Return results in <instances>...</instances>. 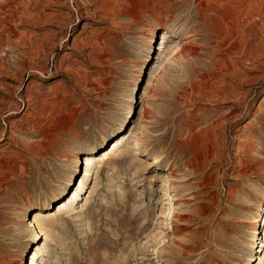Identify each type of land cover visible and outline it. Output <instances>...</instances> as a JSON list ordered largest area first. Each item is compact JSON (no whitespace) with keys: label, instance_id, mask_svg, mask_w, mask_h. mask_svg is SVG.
I'll use <instances>...</instances> for the list:
<instances>
[{"label":"rangeland","instance_id":"1","mask_svg":"<svg viewBox=\"0 0 264 264\" xmlns=\"http://www.w3.org/2000/svg\"><path fill=\"white\" fill-rule=\"evenodd\" d=\"M0 9V264H264V0Z\"/></svg>","mask_w":264,"mask_h":264},{"label":"bare ground","instance_id":"2","mask_svg":"<svg viewBox=\"0 0 264 264\" xmlns=\"http://www.w3.org/2000/svg\"><path fill=\"white\" fill-rule=\"evenodd\" d=\"M11 0H5V4H7L8 5V3L10 2ZM10 9V8H9ZM1 10V9H0ZM20 10V9H19ZM16 11V10H15ZM14 12V11H13ZM11 13V12H10ZM41 13V12H40ZM12 14V13H11ZM10 14V15H11ZM16 14V13H15ZM36 15V14H35ZM13 17V16H12ZM5 19V18H4ZM7 19V18H6ZM29 19V18H28ZM19 20V19H18ZM27 20V19H26ZM5 21V20H4ZM17 21V20H16ZM28 21V20H27ZM18 22V21H17ZM20 22V21H19ZM33 22V21H32ZM39 22V21H38ZM41 22V21H40ZM39 22V23H40ZM21 23V22H20ZM34 23V22H33ZM41 24V23H40ZM234 31V30H233ZM210 33H212L213 35V38H214V36H215V38L217 39H219L220 38V42H221V38H222V36L224 37V35H222V31H218V30H210L209 31V34ZM208 34V33H207ZM209 34H208V36H209ZM232 35V34H231ZM207 36V35H206ZM210 37V36H209ZM206 38V37H205ZM232 38V37H231ZM207 39H209L208 37H207ZM206 39V40H207ZM222 40H224V38L222 39ZM218 42H219V40H218ZM236 42V41H235ZM233 45V44H232ZM231 45V46H232ZM219 46V45H218ZM217 46V47H218ZM222 46V44L219 46V48ZM216 47V48H217ZM234 47H236V44H234ZM205 49H206V47H205ZM229 49V48H228ZM180 53L179 52H176V53H179L181 56H183L184 54H185V52H188L189 54H193V55H197L196 53V50H194V49H190V48H188L187 46H186V44L183 46V47H181L180 49ZM213 50V49H212ZM237 51V50H236ZM209 52H210V50H209ZM209 52H204V54L203 55H206V57H208L209 58V62L210 63H212V62H217V60L216 59H214V57H213V55L211 54V52L209 53ZM213 52H215V50L213 51ZM212 52V53H213ZM234 52V51H233ZM206 53H208V54H206ZM214 54V53H213ZM216 54V53H215ZM214 54V55H215ZM177 55V54H176ZM176 55H174V56H176ZM172 56V55H171ZM179 55H177V57H178ZM173 57V56H172ZM171 57V58H172ZM207 58V59H208ZM256 59V58H255ZM168 60H169V58H165L164 60H161L160 62H159V64L157 65V66H155L154 67V69H156V70H154L152 73H154L153 74V77L155 78L157 75H159L162 71H164V69L166 68V65L168 64L167 62H168ZM219 61V60H218ZM171 62H172V60H171ZM170 64V63H169ZM212 64H214V63H212ZM219 65V64H218ZM221 65V64H220ZM232 65V64H231ZM230 64H227V62L224 64V66H226V69H231V66ZM252 65V64H251ZM233 66V65H232ZM234 67V66H233ZM256 67V66H255ZM215 68V67H214ZM236 68V67H235ZM216 69V68H215ZM233 69V68H232ZM231 69V70H232ZM253 69H256V68H253ZM234 70V69H233ZM251 70V69H250ZM235 71H232V76L233 77H235L236 79L237 78H239V74L237 73V72H235ZM231 74V73H230ZM232 76H230V77H232ZM152 77V78H153ZM159 77V76H158ZM160 78V77H159ZM236 79H235V81H236ZM215 80V79H214ZM233 80H234V78H233ZM232 80V81H233ZM237 80H239V79H237ZM153 81V80H152ZM234 82V81H233ZM232 82V83H233ZM232 85V84H231ZM231 85H229V86H231ZM233 86V85H232ZM227 93V92H226ZM212 95V94H211ZM224 95V94H223ZM234 96V95H233ZM216 97V96H215ZM232 96L229 94V95H227V94H225L224 95V98L227 100L228 98H231ZM223 100V99H222ZM215 102V101H214ZM129 146V145H128ZM127 145L125 146L124 144H121V145H115V147L112 149V150H110V159L111 160H113V161H117V160H120V159H122V157L124 156V153L128 150V147ZM131 150V149H130ZM113 166H114V164H113ZM96 173V172H95ZM97 175V174H96ZM93 185V184H92ZM94 188L96 189V187H95V184L91 187V189L87 192V195L86 196H84V198H83V202H82V205H81V207L82 208H85L89 203H90V198H91V195H92V193H93V191H94ZM46 212H41V213H39L38 215H40L39 217H38V219H37V222L35 223L37 226H39L40 224L42 225L43 223H42V220H43V222H44V219H42V216H43V214H45ZM37 215V216H38ZM44 218V217H43ZM40 227V226H39ZM149 235L150 234H147V240H145L142 244H144L143 245V247H141L140 249H138V248H133V249H131L130 251H129V255H128V257L130 256V260L132 261V264H146V262L147 261H150V260H152L154 257H156L157 256V252H158V249L156 248V245H155V243L153 242V240H154V238H153V240H152V238H151V236L149 237ZM156 240V239H155ZM264 241V240H263ZM158 243V242H157ZM264 245V242L262 243V246ZM130 249V248H129ZM262 251V250H261ZM260 251V252H261ZM156 254V255H155ZM262 258H261V256H259V260H261ZM30 264H43V258L41 257V259L40 260H38L37 258L35 259V260H33ZM241 264H247V263H244V262H241Z\"/></svg>","mask_w":264,"mask_h":264}]
</instances>
